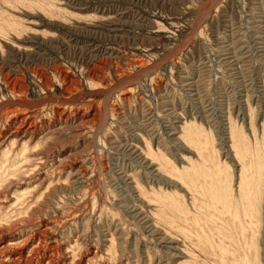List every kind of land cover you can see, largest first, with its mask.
I'll return each mask as SVG.
<instances>
[{
  "label": "rangeland",
  "instance_id": "1",
  "mask_svg": "<svg viewBox=\"0 0 264 264\" xmlns=\"http://www.w3.org/2000/svg\"><path fill=\"white\" fill-rule=\"evenodd\" d=\"M263 140L264 0H0V264H264Z\"/></svg>",
  "mask_w": 264,
  "mask_h": 264
},
{
  "label": "bare ground",
  "instance_id": "2",
  "mask_svg": "<svg viewBox=\"0 0 264 264\" xmlns=\"http://www.w3.org/2000/svg\"><path fill=\"white\" fill-rule=\"evenodd\" d=\"M28 28V27H27ZM190 122V121H189ZM187 125V124H186ZM184 126V125H183ZM183 129H185V130H183ZM183 129H181V130H183V131H186V126L183 128ZM230 130V129H229ZM185 133V132H184ZM181 134V133H180ZM184 135V134H183ZM185 136V135H184ZM181 138H182V136H180ZM231 137V136H230ZM243 137V136H242ZM232 138V137H231ZM237 140V139H236ZM233 141V140H232ZM245 141V140H244ZM237 142H239V141H237ZM243 142V141H242ZM26 143V142H25ZM240 143V142H239ZM256 143V142H255ZM235 144V143H234ZM248 144V143H247ZM246 144V145H247ZM15 145V144H14ZM237 145V144H236ZM255 145V144H254ZM239 146H241V143L239 144ZM263 146H264V140H263ZM33 147V146H32ZM250 147V146H249ZM27 148V147H26ZM236 148V147H235ZM243 148H244V146H243ZM248 148V146L247 147H245L242 151H241V154H240V156H241V159H240V161H241V171H242V173H243V171H244V169L246 170V168H248V170H251V166H250V162H251V160H252V150H251V154L252 155H250V154H248L247 155V149ZM260 148V147H259ZM258 148V146L256 147V149L258 150L259 149ZM264 148V147H263ZM256 150V152H255V155L257 156V158H259V154H261L260 153V150H258L257 151ZM239 151V150H238ZM157 152V151H156ZM160 153V152H159ZM237 153V152H236ZM248 153H249V150H248ZM23 154V153H22ZM238 154V155H239ZM37 155V154H36ZM252 156V157H251ZM262 160H264V159H262ZM168 162V161H167ZM253 162V161H252ZM255 162H259V168L258 169H260L261 168V171H260V175H261V173L264 175V166H263V164H264V162L263 161H260V160H258V161H255ZM263 162V164L260 166V164ZM165 165H166V163H164ZM189 164H191L192 166H193V164L192 163H189ZM197 165V164H196ZM217 165L218 166H220V164L219 163H217ZM190 166V165H189ZM194 166H195V164H194ZM199 166V165H198ZM250 166V167H249ZM254 166V165H253ZM161 167V166H160ZM170 167V166H169ZM170 169H171V167H170ZM185 171H186V174H187V172H188V170L187 169H185ZM193 171V170H192ZM195 171H196V168H195ZM194 171V172H195ZM256 171H259V170H256ZM201 172V171H200ZM247 172V171H246ZM246 172L245 173H241V176H240V181H241V185H243V187L244 188H246V191H239L240 193H241V196L243 197V200H242V204H245V203H254L253 202V199L252 198H250V192H251V190H248V188H247V186L248 187H250V186H252V185H249V184H253L252 183V178H249L248 176V178H245L246 177ZM197 173V172H196ZM249 173V172H248ZM251 173V172H250ZM257 173V172H256ZM259 173V172H258ZM190 173H188L187 175H189ZM198 174V173H197ZM202 174V173H201ZM203 176H204V174H203ZM202 176V177H203ZM205 176H206V174H205ZM204 176V177H205ZM250 176H252V175H250ZM262 176V175H261ZM261 176H260V178H261ZM244 178L246 179V183L244 184ZM189 185H190V187H192V186H197L198 187V189L195 191V190H193V191H191V189H190V191L191 192H189L190 193V195L192 196L191 197V199H193V200H198V201H200L201 203L203 202V201H205V200H208V199H204V198H206V196H205V193L206 192H208V193H206L207 194V196H208V198L210 197V198H212V199H214V205H215V209L217 210V212L216 211H214V209L212 210V211H214L215 212V218H216V220H217V222H218V227H220L222 230H224L225 231V233H226V239L225 240H223V239H220V241H221V244H219L220 246H221V249H222V246L225 244V246H226V250H228V252L230 251V250H232L233 252H232V254H233V258H234V261L232 262V264H240L239 263V261L237 260V258L239 259V255H240V253L238 254V253H236V250L238 249L237 248V246L239 245V242H240V244H241V237H240V234L242 233V235L244 234L243 233V231L242 232H240V229H239V226H241V221H240V218H239V216L237 215V212L236 211H234L233 212V215H232V212L227 208V207H229L230 205L232 206L233 205V199H232V195H231V191L233 190L232 188H231V186H230V184H226L225 186L223 185V188H222V192L221 191H217L216 189H214V187H212V185H211V183L210 182H206V180L208 179V177L206 178V180H205V182L206 183H204L203 184V182H202V180H201V182L198 180V178L196 177V176H194V175H191V176H189ZM254 180V179H253ZM262 180V179H261ZM223 181V180H222ZM260 181V180H259ZM262 182H263V180H262ZM260 183V182H259ZM224 184V183H223ZM255 184H257V182H255ZM261 184V183H260ZM240 185V184H239ZM247 185V186H246ZM186 186V185H185ZM233 187V186H232ZM240 187V186H239ZM243 187H242V189H243ZM253 187V186H252ZM254 187H255V185H254ZM203 188H205L204 190H203ZM252 189V188H251ZM187 191H189V190H187ZM236 192V191H235ZM257 193L258 194H256V197L258 198V196H260L259 194L261 193L260 192V190L259 191H257ZM190 195H189V197H190ZM238 195H240V194H238ZM257 198H255V199H257ZM186 199V198H185ZM185 199H183L185 202H186V200ZM242 199V198H241ZM190 200V199H189ZM189 200H188V202H189ZM209 200H211V199H209ZM208 200V201H209ZM223 202V207H222V209H220L221 207L218 205L220 202ZM258 201V200H257ZM191 202H192V200H191ZM190 202V203H191ZM261 202V201H260ZM224 203H225V205H224ZM238 203V202H237ZM255 203H256V201H255ZM192 204V203H191ZM190 204V205H191ZM221 204V203H220ZM193 205V204H192ZM235 205V204H234ZM246 205V204H245ZM195 206V205H194ZM193 206V207H194ZM197 206H198V208L200 207V204L199 203H197ZM230 206V207H231ZM237 206V205H236ZM241 206H243V205H241ZM248 206V205H247ZM252 206H254V205H252ZM251 206V207H252ZM196 207V206H195ZM208 207V206H207ZM209 207H211V206H209ZM220 207V208H219ZM238 207V206H237ZM260 207V206H259ZM197 208V207H196ZM243 208V207H242ZM241 208V209H242ZM247 208H249V207H247ZM223 209L224 210H226V211H230L229 212V216H227V217H224V216H221L220 215V211L221 212H223ZM183 210H185V209H183ZM196 210V209H195ZM206 210V209H205ZM234 210H235V207H234ZM212 211L211 212H208V213H212ZM241 211H244V210H241ZM253 211H255V212H257V215L259 216V215H261V212H260V210H259V208L256 206V209H254ZM185 212V211H184ZM214 212H213V214H214ZM259 212H260V214H259ZM223 213H225V211L223 212ZM239 213V212H238ZM247 213V212H246ZM249 214V213H248ZM223 215V214H222ZM246 216H247V214H246ZM261 217V216H260ZM215 218H213V220L212 221H214V219ZM259 219V222H260V218H258ZM247 220V219H246ZM262 220V219H261ZM248 221V220H247ZM217 222H216V224H217ZM214 223V222H213ZM250 223V222H249ZM199 224V223H198ZM198 224H196L197 225V228H199V226H198ZM215 224V223H214ZM213 224V225H214ZM259 224V223H258ZM193 226V225H192ZM211 226V225H210ZM242 226H244V225H242ZM256 226V225H255ZM259 226V229H260V225H258ZM172 227V226H171ZM195 226H193L192 227V230L193 231H195V232H197V231H199V229L197 230V228H196V230H194L193 228H194ZM216 226L214 225V228H215ZM209 229H210V227H208ZM188 229V228H187ZM202 229V228H201ZM217 229V228H216ZM243 229V228H242ZM258 229V228H257ZM259 229H258V232H259ZM191 230V231H192ZM204 230V229H203ZM220 230V229H219ZM251 230V229H250ZM210 231H212V230H210ZM262 231V230H261ZM194 232V233H195ZM214 232V231H213ZM213 232H211L212 234H213ZM218 232V231H217ZM217 232H216V235H217ZM223 232V231H222ZM222 232H219L218 233V236L222 233ZM253 232V231H252ZM187 233H188V231H187ZM207 233V232H206ZM209 234H211L210 232H208ZM196 234H198V233H196ZM205 234V233H204ZM206 235V234H205ZM241 235V236H242ZM253 235V234H252ZM197 236V235H196ZM206 236H209L208 234L206 235ZM173 237V236H172ZM202 237H204V236H202ZM210 237V236H209ZM209 237H205L206 239H207V241H208V238ZM243 238H244V236H243ZM248 238V237H247ZM171 239V238H170ZM176 239V238H175ZM256 239H258V238H256ZM172 240V239H171ZM205 240V239H204ZM239 240V241H238ZM245 240H246V238H245ZM250 240H252V239H250ZM255 240V239H254ZM210 241V240H209ZM208 241V242H209ZM212 242V241H211ZM223 242H224V244H223ZM246 242H247V240H246ZM180 243V242H179ZM213 243V242H212ZM220 243V242H219ZM256 243H258L257 242V240H256ZM177 244V243H176ZM247 244H249V243H247ZM252 244V243H251ZM254 244V243H253ZM212 246V244H210L209 243V246ZM216 245V244H215ZM255 245V244H254ZM235 246V248L233 249V247ZM258 247V246H257ZM256 247V248H257ZM231 248V249H230ZM184 249V248H183ZM176 250V249H175ZM179 251V250H178ZM237 252H239V251H237ZM182 254V253H181ZM231 254V255H232ZM177 255V254H176ZM223 255H225V254H223ZM241 257H242V255H241ZM229 258H231V257H229ZM232 259V258H231ZM229 261V260H228ZM257 261V260H256ZM242 264V263H241Z\"/></svg>",
  "mask_w": 264,
  "mask_h": 264
}]
</instances>
